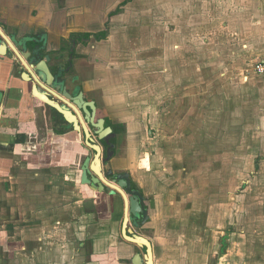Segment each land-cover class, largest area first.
I'll return each mask as SVG.
<instances>
[{"label": "crops", "instance_id": "obj_1", "mask_svg": "<svg viewBox=\"0 0 264 264\" xmlns=\"http://www.w3.org/2000/svg\"><path fill=\"white\" fill-rule=\"evenodd\" d=\"M82 1L85 21L91 19L95 26L99 25L83 34L107 32L91 47L96 66L85 89L103 91L99 104L114 123L126 130L121 135L123 146L109 166L116 173L128 172L132 183L149 199L150 219L143 228L153 231L151 238L146 237L154 245L155 264H264V228H255L256 233L251 236V229L244 227L245 211H238V215L219 211L217 202L200 206L195 193L197 180L191 178L197 186L185 183L186 167L181 166L183 161L179 164V156H174L184 149L176 148L172 155H166L162 143L160 149L155 148V141L140 156L132 134L141 131L137 127L142 125L137 124L139 120L128 109L136 100L137 88L148 84L145 80L140 81L141 86L132 83V73H139L128 62L134 53L144 52L148 56L150 51L160 52L152 85L157 92L185 88L187 83L193 86L195 79L187 80L186 74L207 72L208 69L202 70L203 65L231 74L221 76L218 82L232 89L235 101L240 102L237 97L247 95L243 102L248 106L254 105L255 99L264 106V77L247 76L253 62L264 59V0H209L217 10L220 8L223 23L212 21L209 35L195 34L188 42L179 36L176 44L168 33L161 38L140 33L135 28L134 3L125 13L110 15L114 19L108 25L109 33L101 15L115 1L109 5L105 1ZM76 5L74 0L66 6L57 0H0V23L16 41L43 35L49 47L56 49L63 39L80 32L82 29L78 28L86 24L81 18L75 22L71 9ZM219 30L224 36L218 35ZM200 43L209 60H203ZM174 72L179 78L170 80ZM23 73L13 52L0 56V264H132L135 247L123 239L121 225L118 231V206L111 207L108 194H94L81 185L73 166L78 139L72 132L59 134L55 130L46 115V110L52 108L34 98L33 83L24 80ZM146 73H141L142 79ZM242 73L246 75L241 76ZM255 93L257 98L253 97ZM201 100L194 97L198 105ZM146 129L154 140L153 127ZM146 146L144 143L143 147ZM180 172L182 177L177 175ZM184 184L187 197L181 196ZM85 191H89L88 196ZM210 193L214 197L215 192ZM87 203L93 205L92 211L85 208ZM214 235H218L217 241ZM112 249L118 250L117 259H109Z\"/></svg>", "mask_w": 264, "mask_h": 264}, {"label": "rangeland", "instance_id": "obj_2", "mask_svg": "<svg viewBox=\"0 0 264 264\" xmlns=\"http://www.w3.org/2000/svg\"><path fill=\"white\" fill-rule=\"evenodd\" d=\"M57 1L64 3L65 6L70 2V0ZM104 1L107 5L110 1H115L101 15V18L104 16L106 19L105 30L110 33L108 25L114 17L110 15L121 8L120 6L127 0H95L92 4ZM75 2L78 5L71 9L76 18L75 22L78 21V18H81V22H86L82 26L79 25L81 27L78 29H82L79 33L99 27V25L95 26L94 23H91V19L90 22L85 21L86 15L83 14L85 9L81 6L83 1L74 0ZM133 3V15L135 13L137 20L135 28L139 29L140 33L153 34L155 38H161L163 34L168 33L169 38L174 39L175 44L179 36H181L180 39L184 38L188 42L195 34L198 37L209 35L208 26L212 21L218 20L219 25L223 23L220 8L217 10L216 6L211 5L209 0H132L129 4L127 3L128 5L126 4L121 8L119 15L125 13V10ZM93 9L99 11L103 8ZM204 25L205 27H203ZM86 26L88 28H85ZM100 26L102 27V25ZM218 35L224 36L221 30L218 31ZM172 43L174 42L171 41ZM91 45L86 48L83 47L81 49L83 53H77L78 61L77 58L74 59V63L76 60V64L81 62L82 65H86L85 70L84 66H81V69L84 70L83 74L86 71L85 77L87 79L85 81L90 79L91 71L96 66V57L92 54ZM199 46L201 47L200 53H203V60H209L210 57L205 53L206 50L201 43ZM173 51L176 53V49ZM150 53L151 51L148 56H145L144 52L134 53L128 62L129 66L139 73H132V83H136L137 86L142 85L140 84V81L143 83L142 80L148 83L145 88L138 87V92L136 89H131L133 93L137 92V96L136 100L133 101L134 103L132 102L128 106L131 116L134 115L133 117L139 120L137 124L139 125L140 122L142 125L137 127H141V131L132 134L135 141L138 142L140 156L148 150L151 142L153 144L155 141L158 142H155V148L162 145V151L165 154L168 152L166 155H172V151L176 148L184 149L174 156H176L175 158L179 156V164L183 161L181 166L185 165L186 167L185 175L188 178H186L185 183H193L194 179L197 180L198 187L195 188V193L198 195L197 200L200 202V206L203 207L204 204L211 206L217 202L219 211L222 209L227 213L233 211L235 215L239 214L238 211H245L244 227L251 229V236L255 235V228H264V106L261 103L258 104L257 99H255L254 105L248 106L243 102L247 95L241 98L237 97L240 102L235 101V94L232 89L218 82L221 81V76L226 78L227 75L231 74L225 75L219 70V72H215L213 68L209 70L203 65L202 70L208 69L207 72L197 71L186 74L187 80L195 79L196 82L193 86L190 87L187 83L185 88H169V90H164V93L163 90L162 93L161 90L157 92L152 85L155 80L156 66L158 62L160 63V52H152L153 56H150ZM204 63L205 66H209L208 62ZM77 68L80 69L78 66ZM77 68L74 67L73 73L68 72L69 81L73 82L75 77L79 75L76 72ZM87 68L90 72L87 71ZM144 71L148 73L142 79L141 73ZM242 75L244 74L242 73ZM247 76L250 79H263L251 73ZM139 78L140 80H138ZM177 78L179 77L175 72L170 74V80H177ZM210 81L212 84H206ZM88 94L91 99L95 98L99 103L104 96L103 91L91 90ZM194 97L202 98L201 105L194 101ZM253 97L257 98L256 93L253 94ZM100 106L102 107L101 104ZM100 110L102 116L109 118V114L104 108ZM46 115L49 117L52 115V111L47 109ZM142 119L144 120L142 121ZM149 125L155 131L154 140H151L147 135L146 126ZM125 131L124 128L122 134ZM74 137L78 139V144L75 142L74 146L79 150L76 149L73 166L78 169L86 156L93 155V152L86 148L82 138H79L75 133ZM120 140V145L123 146V138L121 137ZM144 143L147 145L146 147H143ZM196 161L199 162L194 164ZM182 173H178V177H182ZM191 178H194L193 181ZM193 186H197V184L193 183ZM181 188V196L187 197L185 184ZM85 192L84 194H88L89 191ZM210 192H215L214 197H210ZM109 204H112L111 207L113 206L112 201H109ZM86 205L85 208L90 211L93 210L92 204L87 203ZM117 206L116 218L119 221L117 228L120 231V225H122L124 218V208L121 204ZM253 228L254 230H252ZM152 232L151 229L138 228L135 233L151 238ZM237 238L235 235L234 239ZM214 240H218V235H214ZM143 252L144 250L137 249L134 254H143ZM108 257L110 260L117 259L118 250H110ZM116 263L121 264V262Z\"/></svg>", "mask_w": 264, "mask_h": 264}, {"label": "water", "instance_id": "obj_3", "mask_svg": "<svg viewBox=\"0 0 264 264\" xmlns=\"http://www.w3.org/2000/svg\"><path fill=\"white\" fill-rule=\"evenodd\" d=\"M0 34L5 40V45H0V56L14 53L21 64H23V77L27 82H33L32 95L46 106L55 109L62 115L65 121L74 127V130L81 136L82 130L85 132V142L95 155L93 159L87 157L82 167V184L88 185L97 194L115 196L121 194L124 204V219L122 223V236L132 244L140 248H146L147 252L144 258L136 254L133 264L154 263V252L151 241L141 235L136 234L130 227L135 219L141 218L140 227L146 225L149 221V210L146 208V200L139 190L132 188V181L129 173L114 174L111 169L106 168L103 148L94 144V139L90 133L88 124L96 128V134L103 139L108 133L112 132L111 128L105 129V121L97 120V107L93 102H84L83 95L79 99L70 95L67 91L61 95V86L56 85V77L53 75L46 61H43L40 53L28 52V46L22 51L18 50L15 42L11 41L0 28ZM12 51V52H11ZM49 61L50 58L47 57ZM79 100L82 102L80 103ZM83 111L84 115L81 113ZM112 180V181H110Z\"/></svg>", "mask_w": 264, "mask_h": 264}, {"label": "flooded vegetation", "instance_id": "obj_4", "mask_svg": "<svg viewBox=\"0 0 264 264\" xmlns=\"http://www.w3.org/2000/svg\"><path fill=\"white\" fill-rule=\"evenodd\" d=\"M0 28H1L2 32L5 33V35L11 41H13V43L15 42L16 44H18L17 47H18L19 51H22L26 46H28V48H29L28 52H31L32 54L33 53H40V56H41L42 60L47 62V64H48L49 68L51 69L53 75L56 77V81H55L56 85H60L61 86V90L58 93L63 95V92L67 91L70 95H72L74 97H77L78 99H79L80 95H83V101L84 102L85 101L86 102H93L95 104V106L97 107V117H96L97 120L103 119L105 121V129L111 128L112 132L108 133L103 139L100 140V136L96 134V128H94L91 124H88L90 133H91V135H92V137L94 139V144L95 145H99L100 147L103 148L104 159L106 161V166H105L106 168L111 169L114 172V174L128 173V172L116 173L109 166V163L111 162L112 158L115 157L117 151L119 150V148L121 146L120 145V141H121L120 138H121V135H122V130L124 128H123L122 125H118V124L114 123V121L111 120L110 118H108L106 116H102V112L100 110L102 107H100V104H99L98 100L95 99V98L91 99L89 94H88V92L85 89V84H86V82L88 80L85 81V79H87V77H85L86 76V71H85L84 74H83V72L86 69V65H82L81 62L80 63L78 62V64H76L77 61H78V58H77L78 54L79 53H83V52H81V49L83 47L84 48L89 47L93 43L94 44L91 45V46L94 47L96 45V43L101 41L103 38L102 39L98 38V35H93L92 36V35H88V34L74 32L69 37V39H63L62 40L59 48L53 49V48L49 47V44H48L47 40L44 38L45 36H43V35H40L39 38L38 37L36 38L37 35L36 36H32V37L29 36V37H26V38L22 39L21 42H19V41H16L14 38H10L8 36L7 30H6L5 26L2 23H0ZM22 43H24L26 46L22 47ZM68 44H69V46H68ZM0 45H5V40H4V38L2 37L1 34H0ZM47 57L50 58L49 61L47 60ZM75 58H77V61L75 60V63H74V59ZM21 65L23 66V64H21ZM77 66L80 69H78ZM81 66H84V70L81 69ZM74 67L77 68L76 72L79 75H77L75 77V80L72 82V81L68 80L69 79L68 78V72H72L73 73ZM87 71L90 72L88 70V68H87ZM91 77H92V75H91ZM31 83H33V82H31ZM81 101L79 100L80 103H82ZM51 111H52V115H49V117L52 120V124H53L55 130L57 132H59V131L62 132L63 126H65V125L60 123L61 119L59 120V118H60L59 115H58L59 113L53 108H52ZM81 113L84 115L82 110H81ZM84 117H85V115H84ZM63 119H64V117H63ZM59 129H62V130H59ZM64 130L72 132V133H75V134H78L74 130V127L72 125H69L67 122H66V127H65ZM79 138H82L86 148H88V150L90 149V151L93 152V155L86 156V158L91 156V158L93 159V157L95 155V152L90 147H88L86 145V142H85L86 135H85V132L83 130H82L81 136H79ZM86 158L82 162L80 168L76 169V172H79L77 174L79 175V181H80L81 185L84 186L85 188H88V190H91L92 193L97 194L91 189L90 186L82 184V167H83V164H84ZM130 177H131V175H130ZM110 181H112V180H110ZM131 181H132V179H131ZM132 188L135 189V190H139L141 192L140 188L138 186H136L135 184H133V183H132ZM141 193L143 194V192H141ZM105 194H108L111 197L113 206L121 204V205H123V208H124V211H125V204H124V200H123L121 194L117 193L115 196L110 195L109 192H107ZM85 195L88 196V194H85ZM143 196L145 197L146 208L149 210V216H150L149 199L144 194H143ZM141 222H142L141 218L135 219V222L131 223L130 227L132 228V230L133 229L137 230L138 228L141 229V228L144 227V226L140 227V223ZM122 223H123V221H122ZM121 234H122V230H121ZM144 237H146V236H144ZM132 245H134V247H135L134 249L135 250H137V249L138 250L139 249L144 250L143 254H141V253H135L134 254V256H133V258L131 260V263L133 264V260H134L135 255L136 254H140L144 258L145 254L147 252V249L146 248H140L139 246H137L135 244H132ZM152 245H153V243H152ZM153 252H154V263H155V249H154V245H153ZM143 264H146L144 259H143Z\"/></svg>", "mask_w": 264, "mask_h": 264}, {"label": "built area", "instance_id": "obj_5", "mask_svg": "<svg viewBox=\"0 0 264 264\" xmlns=\"http://www.w3.org/2000/svg\"><path fill=\"white\" fill-rule=\"evenodd\" d=\"M250 74V73H247ZM251 74L264 77V59H259L253 62L251 66Z\"/></svg>", "mask_w": 264, "mask_h": 264}, {"label": "trees", "instance_id": "obj_6", "mask_svg": "<svg viewBox=\"0 0 264 264\" xmlns=\"http://www.w3.org/2000/svg\"><path fill=\"white\" fill-rule=\"evenodd\" d=\"M130 1H132V0H127L126 2H124L123 4H122V6H120L121 8L122 7H124L127 3H129ZM121 8H119V9H117V11L115 12V13H113L112 15H117V14H120V11H121ZM106 32L105 33H102V34H99L98 35V38H100V39H102V38H104V37H106ZM59 115V120L61 121L60 123L61 124H63V125H65V126H63V130H62V132L61 131H59L58 133L59 134H61V133H65V127H66V121L63 119V117H62V115H60V114H58Z\"/></svg>", "mask_w": 264, "mask_h": 264}]
</instances>
